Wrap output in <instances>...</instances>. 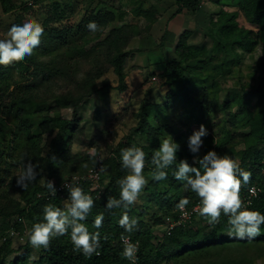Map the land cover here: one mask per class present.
<instances>
[{
    "label": "trees",
    "instance_id": "16d2710c",
    "mask_svg": "<svg viewBox=\"0 0 264 264\" xmlns=\"http://www.w3.org/2000/svg\"><path fill=\"white\" fill-rule=\"evenodd\" d=\"M7 1L9 0H0L4 14L13 10V7H8ZM202 1L176 0L177 12H198ZM224 1H218V10L209 16L212 29L207 35L213 38L209 37L212 44L215 40L212 48L205 50L202 45L189 43L191 32L180 34L175 44L176 55L161 62L164 65L160 78L167 86L168 98L180 95L214 115L217 112L226 113L217 134L209 133L203 137L204 143L197 155L202 158L212 150L219 155L235 157L245 171L251 172L250 182L242 185L241 198L251 185H258L261 191L247 208L264 214V107L253 110L246 95L241 91L227 90L225 97H220L224 86L220 77L226 79L234 67L241 70L240 65L245 54L254 56L253 52L260 45L263 51L256 66L250 65V68L253 73L256 68L262 70L261 85L255 89L260 94L262 92L260 86L264 85V0H228L227 5L232 9L222 6ZM29 8L31 5L23 6L24 10ZM135 14L144 17L149 25L155 23L158 17L155 10L144 8L142 5L135 9ZM240 17L248 26L240 24ZM118 18L113 11L97 13L96 9H92L77 23L65 25L54 21L53 24L58 25V28H49L43 33L45 45L42 47L51 60L43 61L33 53L23 61L0 66V239L12 227L21 233L27 229L28 233L35 223L44 222L43 207L46 204L64 208V203L69 197L68 191H65L63 196L56 195L48 199L50 191L45 187L47 180L53 181L56 187L65 180L66 175L79 173L86 176L89 170L99 163L96 157L94 164L88 163L89 167L85 168L81 156L72 151V146L77 140L76 131L81 129L79 109L82 103L95 94L101 99V95L107 96L112 90L126 92L129 87L126 63L130 55L139 49L131 50L128 47L138 30L133 23L122 22L113 26L107 33V26ZM91 21H95L101 30L89 31L86 26ZM102 35L103 38L100 37ZM166 36L171 42L176 39L175 34L167 31L162 37L163 41ZM95 39L97 41L88 46ZM214 47L219 50L215 48V52ZM103 60L112 68L117 83L101 79L109 69L103 64ZM29 63L34 66L33 69ZM86 63L91 64V68L82 73V66ZM13 69L19 72L22 78L32 70V81L20 84L26 80L21 79L10 89L13 83H9L8 79ZM54 76L73 79L74 89L56 96V106L73 109L72 118L52 115L51 107L37 95L41 81ZM241 89L244 87L241 86ZM150 105L151 102L144 98L134 114L138 120L137 125L132 127L122 140L110 144L108 156L102 160L105 168V162L108 163L107 171L101 172L102 178H109L105 187L97 188L89 180L79 185L95 201L87 219L82 222L90 232L100 233L99 254L88 258L74 251L69 229L67 235L52 238L47 249L40 247L39 257L32 261H29L28 256L32 245L26 234L23 253L10 260L9 264H129L121 255V234L139 241L136 264H162L169 260H178V264L246 263L239 251L258 247L264 242V225H261L260 235L255 238L239 239L229 235L228 217L223 213L217 224H208L206 220L205 223L199 224L197 219H193L184 226L175 228L170 235L163 234L160 240L157 239L155 225L162 226L164 230L165 218L176 215V205L182 198L190 200L188 207H193L199 202V198L185 189L183 181L175 178L176 164L166 169L165 180L155 181L151 178L149 174L154 168L151 163L154 152L164 139L171 136L179 145L177 163L186 159L192 166L199 165L194 163L195 156L189 151V137L185 133L170 124L155 127L150 123ZM4 107L9 108L8 113L13 125L3 115ZM46 137L49 141L44 143ZM139 139L148 143H140ZM131 146L140 147L146 153L143 174L148 173L150 179L143 189V200L136 202L129 209L109 210L106 208L108 196L119 198L120 187L117 181L128 174V170L122 167L121 150ZM29 160L38 165L37 177L23 190L17 186L16 176L23 164ZM12 191L19 194L20 198L11 196ZM152 209L154 217H157L159 212L165 215L153 222L154 227L146 219ZM125 211L130 217L138 220V227L132 233L126 232L119 225ZM100 213L104 215L103 226L97 229L94 227V219ZM13 240L14 238L8 237L1 242L0 264L5 263L8 257L16 252Z\"/></svg>",
    "mask_w": 264,
    "mask_h": 264
},
{
    "label": "rangeland",
    "instance_id": "374dc122",
    "mask_svg": "<svg viewBox=\"0 0 264 264\" xmlns=\"http://www.w3.org/2000/svg\"><path fill=\"white\" fill-rule=\"evenodd\" d=\"M220 0H203L202 6L198 12H191L183 10L177 11L176 0H9L6 2L8 7H13L12 11L4 14L2 4L0 2V39L6 38V34L12 24H21L26 18H34L40 22L46 29H57L58 25H54V21L65 23L70 25L79 22L84 15L89 13L90 10L96 9V12L113 11L119 18L110 23L107 26L106 32L113 27L118 26L122 22L133 23L137 27V34L131 40L128 49H139L135 51L127 60L126 70L128 72V84L129 87L126 92H119L118 90H112L107 96L95 94L92 97L86 99L80 106V128L76 131L75 138L77 139L72 146V151L81 156L83 164L87 163L93 165L95 159L91 160L88 156V148L96 146L98 150V156L103 159L108 156L110 144H115L122 140L127 135L132 127H135L138 120L134 114L138 111L140 103L144 98L151 102L148 108V115L150 123L159 127L163 124H170L176 130L185 133L190 137L192 133L199 129L203 124L207 129V133L217 134L218 127L222 123V119L226 117V113L217 112L215 115L201 109L197 104L191 102L188 98L177 95L175 98H168L167 86L164 85L160 78L162 67L169 58L176 55L175 44L178 36L187 30H193L194 33L189 37V42L192 44H199L204 46L205 50L212 48V37L209 35V30L212 29L209 24V13L217 11L219 6H216ZM224 1V0H221ZM229 2L225 0L222 6L227 5ZM31 5V8L24 10L23 6ZM147 9H153L156 11L158 23L150 24L142 17L135 14V9L141 6ZM221 6V4H220ZM229 9H232L229 6ZM122 16V19H120ZM206 17V20H205ZM239 22L243 26L248 24L239 18ZM165 30L175 34L177 38L174 42L169 41V37L166 36V40H162V35ZM208 34V35H207ZM103 38L104 36H100ZM211 37V38H209ZM97 39L93 40L88 46L94 44ZM45 45L43 36L41 38L40 47ZM34 50V54L40 57L43 61L51 60L49 55L45 53L44 48ZM166 46V47H165ZM219 50L217 47L214 49ZM215 49V52L217 50ZM263 51L262 45L258 46V49L253 52L254 56L249 53L245 54L241 63V70L234 67L228 74L227 78L220 77L223 83V90L220 93L221 99L225 97L228 91H241L246 95L248 103L253 110L264 107V85L260 86V92L256 91L257 87L261 85V72L259 68L254 69V73L250 65L256 66V62L259 60L260 54ZM160 54L156 64H152L154 61L149 59L151 53ZM160 52H163L160 53ZM222 53V52H221ZM223 55V53H222ZM104 59V57H102ZM28 63V62H27ZM103 60L105 67L109 68V64ZM159 63V64H158ZM152 64V66H151ZM31 69L33 65L29 63ZM155 65V66H154ZM1 66V65H0ZM91 68V64H84L82 66V73ZM32 70L24 74L25 77L16 72L10 73L8 82L13 83L10 89H13L14 84L21 80L26 79L20 84L29 83L32 81L30 76ZM107 79L111 82L117 83V77L114 74L112 68H109L101 79ZM73 79L68 77H47L41 81V84L37 90V95L42 101L47 103V106L51 107V114L55 116H62L65 118L73 117L72 108L58 107L56 102V96L66 90H73ZM241 86L244 89H241ZM228 90V91H227ZM6 99L8 96L5 95ZM36 108V105L34 104ZM33 107V108H34ZM3 115L6 120L13 125V120L10 117L9 108H3ZM247 131V130H245ZM12 133V132H11ZM79 140V141H78ZM49 138L46 137L44 143H47ZM140 143L146 144L144 139H139ZM242 147V145H241ZM100 155V156H99ZM236 159L235 157H232ZM87 159V160H86ZM89 163V164H88ZM108 163L105 162L106 169H108ZM14 171L16 170L13 168ZM107 171V170H106ZM76 175H80L77 173ZM147 179L150 176L144 174ZM72 174L66 175L64 178H71ZM102 182L101 188L109 182V178H100ZM11 196L19 197L14 191L10 192ZM144 192L140 194L137 203L143 200ZM2 197V195H1ZM3 200V199H2ZM152 209L147 215L146 219L149 224L160 217L165 215L162 212L158 213L157 217L153 216ZM202 218V217H200ZM198 218V223H205V219ZM2 218H0V222ZM155 224H153L154 227ZM162 227V226H161ZM160 226L155 225V235L160 240L165 231ZM1 236V235H0ZM3 237V236H2ZM0 239V244L2 242ZM24 240L14 238L13 248L16 250L11 254L7 261L3 264H9L10 260L23 253ZM240 256L246 259L245 264H264V242L260 245L244 248L239 251ZM40 248H34L32 246L29 256V261L36 260L39 257ZM236 256V253H234ZM162 264H178V260H169Z\"/></svg>",
    "mask_w": 264,
    "mask_h": 264
},
{
    "label": "clouds",
    "instance_id": "9594fccd",
    "mask_svg": "<svg viewBox=\"0 0 264 264\" xmlns=\"http://www.w3.org/2000/svg\"><path fill=\"white\" fill-rule=\"evenodd\" d=\"M86 27L91 32L101 30L95 21L89 22ZM43 33L42 24L34 18H26L21 24H12L6 38L0 39V65L8 66L33 55L34 50L41 43ZM207 134V129L201 124L199 129L188 138L189 151L195 156L194 163L199 167L190 165L186 159L177 163L176 154L179 145L173 141L171 136H168L169 138L160 143V147L152 156L151 163L154 168L149 175L155 181L165 180L167 178L166 169L176 164L175 178L183 181L185 189L195 193L199 198V216L203 217L208 224H217L223 213L228 217L229 235H234L239 239H253L260 235V227L264 225V214L246 208L241 199L242 185L250 182L251 172L245 171L237 160L227 154L219 155L209 150L200 158L197 154L203 146V137ZM88 154L95 159L98 156L96 146L88 148ZM121 162L122 167L128 170V174L117 181L120 187L119 198L108 196L106 208L109 210L129 209L137 202L148 183V179L143 174L146 166V153L142 148L131 146L122 149ZM87 166L85 163L84 167ZM37 168L38 165L30 160L23 164L16 176L17 186L26 190L29 183L36 179ZM106 170L104 166L100 168L102 172ZM45 187L53 195L56 194L53 181L47 180ZM63 187L69 193L64 208L46 204L43 207L44 222L35 223L27 233L29 243L34 248L47 249L52 238L67 235L70 229L74 251L88 258L93 254L98 255L100 233L90 232L86 224L82 222L87 219L95 206L93 197L75 184H64ZM250 192L254 194L255 190L250 189ZM189 203L188 198H182L176 205L185 217L187 213L184 209ZM103 220V213L97 214L94 227L101 228ZM119 225L126 232L132 233L138 227V220L130 217L125 211L119 220ZM120 240L123 244L122 258L128 260L130 264H136L138 242L133 243L130 237L124 234H121Z\"/></svg>",
    "mask_w": 264,
    "mask_h": 264
},
{
    "label": "built area",
    "instance_id": "2783aa9c",
    "mask_svg": "<svg viewBox=\"0 0 264 264\" xmlns=\"http://www.w3.org/2000/svg\"><path fill=\"white\" fill-rule=\"evenodd\" d=\"M102 157H98V164L91 168L88 172V174L86 176L84 175H74L71 178L65 179L64 181H62L61 183H59L58 185H56V194L53 195L51 192L50 194L47 196V198L49 199L50 197H54L56 195H61L63 196V193L65 191H67V189L65 187H63L64 184H75L77 186L81 185L84 181L89 180L91 181L92 185L100 188L102 184L99 183V180L101 178V172L100 168L103 166L102 164ZM264 159V157H263ZM250 189H254L255 192L254 194L252 192H250ZM261 191V188L258 185H251L248 189L247 192L243 194V197L241 198L242 201L244 202V206L247 208L254 200V198H256L259 193ZM198 208H199V202H197L193 207H188L186 206V208L184 209V212L187 213V216L185 217L183 215V213L181 212V210L179 209H175L176 211V215L175 216H167L165 218V223H164V234L170 235L172 233V231L180 226H184L185 224L193 221V219H198L201 216L198 215ZM27 234V229L25 230L24 233H21L19 230H17L15 227H12L9 232L4 235L2 237V241L7 240L8 237H12V238H18L20 240H24L25 235ZM128 236V235H126ZM131 241L133 243H137L138 242V253H139V248H140V243L138 240H133L131 238V236H129ZM122 243V241H121ZM123 246V244H122ZM137 253V256H138ZM130 264V262H129Z\"/></svg>",
    "mask_w": 264,
    "mask_h": 264
},
{
    "label": "crops",
    "instance_id": "0c3cea01",
    "mask_svg": "<svg viewBox=\"0 0 264 264\" xmlns=\"http://www.w3.org/2000/svg\"><path fill=\"white\" fill-rule=\"evenodd\" d=\"M216 6H218L217 4H216ZM218 10V9H217ZM177 12V11H176ZM215 12V11H214ZM179 13V12H178ZM212 13V12H211ZM209 15H210V13H209ZM159 20H160V18L155 22V24L156 23H158L159 22ZM205 20H206V17H205ZM155 24H153V25H155ZM188 32H191V34H190V36H192V34L194 33V31L193 30H187ZM167 32V30H165V32L163 33V35H162V37L165 35V33ZM189 36V37H190ZM176 38H177V36H176ZM162 39V38H161ZM188 41H189V38H188ZM189 43H191V42H189ZM166 47V46H165ZM151 53V52H150ZM160 53H162L163 54V52H160ZM159 55L160 54H156V53H151V55H150V57H149V59L151 60H153L154 62L152 63V64H156V62H157V60H159L158 59V57H159ZM160 56H162V55H160ZM163 57V56H162ZM152 64H151V66H152ZM159 64V63H158ZM160 64H162V63H160ZM155 66V65H154Z\"/></svg>",
    "mask_w": 264,
    "mask_h": 264
}]
</instances>
